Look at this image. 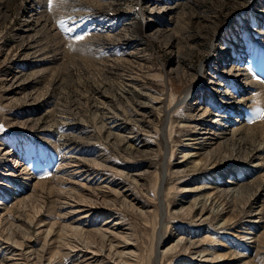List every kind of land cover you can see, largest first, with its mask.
Listing matches in <instances>:
<instances>
[{"label": "rangeland", "instance_id": "obj_1", "mask_svg": "<svg viewBox=\"0 0 264 264\" xmlns=\"http://www.w3.org/2000/svg\"><path fill=\"white\" fill-rule=\"evenodd\" d=\"M26 1L0 0V264H264V0Z\"/></svg>", "mask_w": 264, "mask_h": 264}, {"label": "bare ground", "instance_id": "obj_2", "mask_svg": "<svg viewBox=\"0 0 264 264\" xmlns=\"http://www.w3.org/2000/svg\"><path fill=\"white\" fill-rule=\"evenodd\" d=\"M34 2H35V0H27L26 1V5H28L29 6V8H33L34 7ZM31 11H32V9H30ZM238 58H240V57H238ZM226 59H227V55L226 56H223V59H222V61L223 62H225L226 61ZM250 62V60H248V63ZM239 68V67H238ZM241 68V67H240ZM237 70V69H236ZM235 70V73H234V76H235V78H238L239 76H241L242 74H240V73H238L237 71ZM245 73V72H244ZM246 73H247V71H246ZM244 77V76H243ZM246 78V77H245ZM190 90L188 89V91L184 94V96L182 97V99H180V102H183V101H185V99L187 98V95L190 93L189 92ZM179 102V103H180ZM229 108V107H228ZM167 109V108H166ZM169 109V108H168ZM168 109H167V111H168ZM166 111V112H167ZM169 117H170V115H169ZM221 117H223L222 115H220V117L218 116V115H215V118L213 119V121L212 122H210V123H212V127H213V125L214 126H218L219 125V123H220V119H222ZM237 121V120H236ZM204 122H206V121H202V122H200L198 125H196V127H198V126H202V123H204ZM224 128H226V127H224ZM199 131L198 132H195L194 131V139L193 140H195V142H197V141H199V142H203V143H205V142H210V141H212V140H214V137H210V136H213V135H215L214 134V132H212V129H205L206 131H204V130H201V128H199L198 129ZM209 130H211V131H209ZM169 132V131H168ZM130 134H132V133H130ZM205 135H210L209 137L208 136H205ZM125 137V136H124ZM129 137H126L125 138V140L126 139H128ZM184 157H185V155H184ZM163 175V174H162ZM163 180H164V178H163ZM162 183H163V181H162ZM23 185V184H22ZM161 187V186H160ZM227 191V190H226ZM228 191H230V189L228 190ZM125 202V201H124ZM202 208H203V206H202ZM202 211H203V209H202ZM200 212H201V210H200ZM200 212H199V214H200ZM79 213V212H78ZM71 229H73V228H71ZM74 230V229H73ZM77 230V229H76ZM98 230V229H97ZM107 231H108V229H107ZM101 234H100V236H101V239H105V235H107L106 233H109V232H106V230L105 231H102V229H101V231H99ZM109 235H111L110 233H109ZM205 238V237H204ZM264 239V238H263ZM107 240V239H106ZM110 240V239H109ZM182 240L183 239H179L178 240V242H177V244H176V246L175 247H177V248H181L182 250H187L185 247H186V245H185V243H183L182 242ZM109 242H111V240L109 241ZM182 242V243H181ZM159 243H161L160 241H158V245H159ZM189 243V246H192V248L194 249V248H196L195 247V245H198V244H196V243H194L193 241L192 242H188ZM111 244H113V242L112 243H110V246H111ZM117 244V243H116ZM115 244V245H116ZM114 245V244H113ZM128 245V244H127ZM130 245V244H129ZM158 245H156L157 246V248L159 247ZM109 246V247H110ZM117 246H119V243L117 244ZM126 246V245H125ZM74 247H76V246H74ZM113 247V246H112ZM116 247V246H115ZM174 246L173 247H171V248H169V249H167L166 251H168V253H171L170 251L171 250H173L174 248H175ZM119 248V247H118ZM115 249V248H114ZM115 251V250H114ZM90 252V251H89ZM95 252V251H94ZM119 252V251H118ZM96 253H98L97 251H96ZM95 253V254H96ZM165 253H167V252H165ZM196 253V252H195ZM200 253H202V255H203V252H200ZM199 253V254H200ZM94 254V255H95ZM117 254V253H116ZM121 254H123V253H121ZM131 254V253H130ZM162 255V254H161ZM163 255H164V252H163ZM201 255V254H200ZM201 255V260H199L200 262L202 261V262H205V260L204 259H202V258H204L203 256ZM96 256V255H95ZM124 256V255H123ZM160 256V254H159V252L157 253L156 252V261H157V259H158V257ZM199 256V255H198ZM117 257V256H116ZM195 257V256H194ZM193 257V258H194ZM130 258V257H129ZM91 259V258H90ZM128 259V258H127ZM38 261H40L39 259H38ZM126 261H128V260H126ZM37 263V262H36ZM87 264V263H86ZM89 264V263H88Z\"/></svg>", "mask_w": 264, "mask_h": 264}, {"label": "snow or ice", "instance_id": "obj_3", "mask_svg": "<svg viewBox=\"0 0 264 264\" xmlns=\"http://www.w3.org/2000/svg\"><path fill=\"white\" fill-rule=\"evenodd\" d=\"M60 2L61 3H64V2H66V0H60ZM48 7H49V9H51V7H52V0H48ZM77 39L83 40L84 37L83 36H80V37H77ZM0 128H2V126H0Z\"/></svg>", "mask_w": 264, "mask_h": 264}, {"label": "built area", "instance_id": "obj_4", "mask_svg": "<svg viewBox=\"0 0 264 264\" xmlns=\"http://www.w3.org/2000/svg\"><path fill=\"white\" fill-rule=\"evenodd\" d=\"M174 4V2L171 4V5H173ZM170 6V5H169Z\"/></svg>", "mask_w": 264, "mask_h": 264}]
</instances>
